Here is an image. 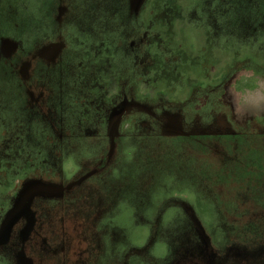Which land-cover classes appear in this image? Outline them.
Masks as SVG:
<instances>
[{"label":"rangeland","instance_id":"rangeland-1","mask_svg":"<svg viewBox=\"0 0 264 264\" xmlns=\"http://www.w3.org/2000/svg\"><path fill=\"white\" fill-rule=\"evenodd\" d=\"M101 1L90 0L88 5ZM107 1L99 11L92 8L82 14L85 4L88 6L84 0H0V36L20 46L15 53L17 64L19 55L23 61L28 51L41 47L34 34L38 29L36 20L42 13L55 25V10L60 6L68 8V13L62 15L68 19L66 25L72 39L67 41L68 47L57 64L40 61L24 70L28 76L27 85L38 88L35 81L39 80V86L44 87L42 94L38 91L40 97L33 96L38 102L33 109L29 104L32 96L26 91L22 73L9 65L0 46V97L12 99L8 105L0 100V104H4L0 113L8 116L0 117V182L6 170L10 182L29 170L41 171L40 177L53 176L52 171L60 172L58 176H61L64 165L96 156L107 143L105 139L113 129L115 114L126 108L118 131H130L124 134L129 160L141 165L153 162L154 152L159 156L163 153L169 154L164 164L178 167L167 172L154 171L157 177L139 180L136 190L131 187L128 191L132 202L138 204L137 212L148 209V215L156 208L161 215L166 214L165 224L170 225L171 233L166 234L162 244L168 254L167 248L170 250L169 247L187 242L181 228L188 230L196 226L183 217L185 214L192 217L188 213L189 197H194L190 199L196 200L197 206L194 211L191 209L196 216L192 220L196 218L213 229L212 218L203 215L202 210L205 202L213 206L209 198L213 193L210 184L213 180L209 179L207 168L201 166V174L197 176L193 164L179 161L184 153L177 155L178 139L158 141L159 137L154 138L163 135V125L181 134L196 122L203 123L204 128L210 125L209 129L216 133L227 130L229 124L236 134H244L240 144L245 157H250V151L258 161L264 162V132L260 133L264 127H259L264 126V0H142L133 11L131 0ZM125 6L131 15L123 11ZM90 23L97 31L86 30ZM106 28L109 31L105 36L111 40L97 41L98 46L90 49L88 43ZM24 30L30 35L26 44L23 39L26 37L21 35ZM44 57L48 58V54ZM5 89L10 92L2 93ZM140 99L144 102L140 103ZM128 101L132 106L127 105ZM156 113L161 114L159 121ZM224 139L226 142L235 140L231 135ZM138 151L143 152V158L138 157ZM127 171L125 169L123 174ZM259 173L264 175V170ZM137 179L134 176V181ZM125 180L123 182H132ZM123 182H109L111 187H117L118 197L122 195ZM261 186L264 193V185ZM3 187L4 184H0V192H4ZM230 196L236 195H223ZM20 198L18 195L11 197L10 206L15 208ZM163 198L164 201L159 200ZM170 198L186 201L170 205L166 211L163 205ZM259 202L264 208V197ZM126 212V220L132 223V226L127 223V227L132 228L136 219L134 207H127ZM21 215L8 222L10 227L0 234L3 242L0 247L9 242L11 227ZM6 225L7 222L4 228ZM121 228L118 226L117 230L121 232ZM193 229L200 230L197 226ZM122 230L130 236L126 229ZM148 230L150 228H145L142 241L147 239ZM255 230L262 237L264 222ZM155 232L159 233L153 230L144 247L136 244L139 251L152 250L154 253L156 244L151 247V243L156 242ZM134 236L135 232L133 240ZM237 242L226 243L228 253L241 244ZM237 251L240 253L238 248ZM101 257L105 261L101 264H106L109 257L103 254ZM159 262L162 264L161 260Z\"/></svg>","mask_w":264,"mask_h":264},{"label":"flooded vegetation","instance_id":"flooded-vegetation-1","mask_svg":"<svg viewBox=\"0 0 264 264\" xmlns=\"http://www.w3.org/2000/svg\"><path fill=\"white\" fill-rule=\"evenodd\" d=\"M84 1L87 2V5L90 2V0ZM131 1L133 11V8L140 6L142 0ZM107 2V0H102L92 6H86L84 3L85 6L81 13L86 14L87 9L91 10L92 8L93 11L95 9L99 11V8H103ZM111 6L112 4L110 10ZM71 8L73 9V7ZM67 9L65 6H60L55 10L57 15L55 25L50 17L47 18L43 13L37 18L35 25L38 29L35 30L37 34L34 35L38 38L41 47L28 51L23 61L19 55L20 62L18 64L15 58L18 43L11 41L10 38L5 39L0 36V46L8 57L9 65L23 75L26 91L32 96L29 102L32 109L38 106V102L34 101L33 96L34 98L40 97L44 87L43 85L39 86V80L35 81L38 88L27 85L28 76L24 70L28 66L33 68L40 61H43L44 64L46 62L58 63L60 56L68 47L67 41H72L68 33L69 28L66 25L68 19L65 20L62 15L64 12L68 13ZM98 11L94 12L95 16ZM123 11L131 15L128 6H125ZM20 15H22L21 12ZM112 23L114 22L112 21ZM87 26L86 30L97 31L93 23ZM113 30L114 28L111 31ZM108 31L107 28L103 30L101 35L88 43V47L90 49L97 47V41L111 40L105 36ZM22 33L27 38L22 37L26 44L30 35L26 33V30L21 31V35ZM18 47L20 48V46ZM87 51L85 50V52ZM46 54H48V58L44 57ZM88 60L89 57L86 58V63ZM20 78L22 80L21 75ZM135 86L136 84L133 85V87ZM2 91V93L10 92L9 90L7 92V89ZM1 99L4 100L2 103H7L5 105L12 101L11 98L5 100L4 97H0ZM35 102L36 104H34ZM128 102L127 105L130 104V101ZM139 102L143 103L144 99H140ZM4 104H0V107ZM125 109L115 114L113 129L109 130L108 137L105 139L107 143L102 150L96 156L86 157L84 161L72 162L70 166L64 165L65 170L61 176H58L60 172L52 171L53 176L40 177L38 175L41 171L29 170L15 176L10 182L9 171H3L4 177L2 183L0 182V184H4V192H0V234L8 230L10 227L8 222L22 215L15 223L12 221L14 225L11 227L9 242L5 247H0V264H101L105 262L101 257L102 254L109 257L106 264H160L159 260L162 264H232L233 262L264 264V235L261 237L260 232L255 230V227L264 222V208L259 204V201L264 197L262 195L264 193L261 192L264 175L259 173L264 170V162L258 161L250 151L248 152L250 157H245L240 144V137L244 134H236L229 128V124L227 130L216 133L215 130L209 129L210 125L204 128L203 123L196 122L181 134L174 128L167 129L163 125V135H155L154 138L159 137L158 141L168 138L178 139L177 147L180 150L177 155L184 153L179 157L182 159L179 161L193 164L192 167L195 168L197 176L201 174V166L207 168L211 175L209 179L213 180L210 182L213 193H210L211 197L209 196V198L212 199L211 203L214 207L209 206L206 202L202 204L203 215L212 218L213 229H209L205 222L196 218L194 221L192 220V217H196L193 211L197 206L196 200L190 199L194 197H189L187 200L190 202L188 208L190 211H187L190 215L192 214V217L186 214L183 217L188 218L190 224L196 225L200 230H192L196 226H192L188 230H183L185 228L182 227L181 231L187 242L169 247L170 250L167 248L168 254H166L165 246L162 243L166 234L171 233L170 225L165 224L166 214L161 215L156 208L153 213L148 215H146L148 209L137 212L138 204L132 202L131 194L128 191L131 187L133 191L136 190V182L139 180L153 179L154 171L164 170L167 172L166 170L178 167L174 164H164V159L166 160L169 154L163 155V153H159L161 156L156 155L155 152L152 154L156 166L148 164L153 163L151 160L141 165H134L132 160H129L124 134H129L130 131L127 130L124 133L118 131ZM2 114L0 113V117L7 116ZM155 118L159 121L161 114L156 113ZM259 127L264 126L260 125ZM263 132L261 129L260 133ZM229 135L235 140L226 142L224 138ZM154 138L149 137L148 139ZM158 141L155 142L159 143ZM137 153L138 157L143 158V152L138 151ZM203 159L206 160L205 163L201 162ZM125 169L128 171L124 175ZM134 176L138 177L136 181H134ZM125 179H131L132 182H123L126 181ZM112 181L124 183L125 186L122 190L120 189L121 197L116 195L117 187L113 188L109 185V182ZM224 194L236 196L225 198ZM17 195L21 198L14 211L15 208L10 206L9 200ZM217 197L219 200H216ZM159 200L164 201L165 198ZM182 201H186V199L170 198L163 208L167 211V207L175 203L180 205ZM127 207H134L136 219L132 228L127 227V223L132 226V223L126 220ZM181 210V208L178 209L179 217L182 216ZM124 216L125 224H123ZM119 220H121V224H119ZM5 222L7 225L4 228ZM117 225L122 226L121 232L117 230ZM109 227L112 230L109 231ZM147 227L150 228L149 234L147 239L142 241L145 238V228ZM251 228L253 232H250ZM122 229H126L130 236L128 237ZM155 229L159 233L155 232L156 242L152 241L151 243V247L156 244L154 253L152 250L139 251L137 245L144 247L148 237ZM133 232H135L134 240ZM243 232L245 234H242ZM262 233L264 234V232ZM136 238L139 241L135 240ZM228 241L230 244L238 241L242 246L237 242L239 246L232 248L228 253L226 250ZM166 242L169 243V240ZM2 243L0 238V246ZM237 248L240 253L236 252ZM157 250L160 252L157 253ZM119 251L120 254H118ZM224 254L225 258H223ZM110 255H112L111 258Z\"/></svg>","mask_w":264,"mask_h":264}]
</instances>
